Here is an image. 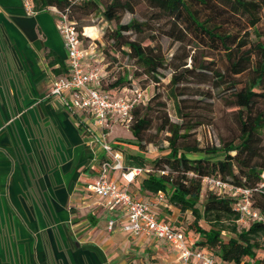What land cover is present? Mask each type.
Listing matches in <instances>:
<instances>
[{
	"label": "trees",
	"instance_id": "obj_1",
	"mask_svg": "<svg viewBox=\"0 0 264 264\" xmlns=\"http://www.w3.org/2000/svg\"><path fill=\"white\" fill-rule=\"evenodd\" d=\"M23 1L28 3L32 13L51 9L66 13L68 19L75 23L82 42L88 39V36L81 35L84 28L91 26L86 23L88 19L97 17L110 23L111 28L100 32V40L92 41L94 49L100 53L98 62L103 64L106 57L114 62V55L118 54L133 62L135 70L132 76L135 78L145 76L156 83L157 71L164 65V59L153 47L143 45L140 40H130L129 35L145 33L147 21L130 19L120 23L123 14H132L139 5L148 11V19L166 21L164 35L167 38L191 43L193 47L206 51L205 55H220L222 68L219 69L207 66L211 62L196 64L193 56H185L180 67L186 65L188 57L190 65L179 71L175 66L170 83L177 85L192 79L201 84L207 82L208 75H211L215 88L226 86L232 99L230 105L235 108L237 136L234 139L218 146L200 147L194 140H189V122L177 124L164 117L156 130L167 134L166 146L158 149L156 157H144L143 134L150 128L147 111L151 97L133 108L127 128L132 141L122 143L137 149L126 158L132 165L143 169L138 176L139 190L155 196L161 193L166 206H171L180 215L189 214L191 219L185 229L180 224L175 225L165 219L161 221L181 232L190 247L211 255L222 264H264L263 258L255 256L257 250L264 251V245L259 241L264 238V224L257 220L248 225L239 224L235 201L217 195L201 184L205 177L242 188H253L262 181L264 32H259L257 25L264 15V0ZM251 34L253 39L249 37ZM46 57L52 77H65L67 70L63 60L49 52ZM105 77V71H101L97 88L101 94L119 96L132 87L126 72L108 84H104ZM241 77L245 80L241 81ZM175 107L182 117L179 102ZM112 149L123 152V148L118 146ZM101 160L98 159V163ZM251 200V209L264 213V195L253 194ZM154 215L159 219L156 213ZM199 222L205 227H201ZM189 232L191 237H188ZM225 234L229 236L224 240Z\"/></svg>",
	"mask_w": 264,
	"mask_h": 264
},
{
	"label": "crops",
	"instance_id": "obj_2",
	"mask_svg": "<svg viewBox=\"0 0 264 264\" xmlns=\"http://www.w3.org/2000/svg\"><path fill=\"white\" fill-rule=\"evenodd\" d=\"M48 52L65 63L51 10L28 13L23 0H0V264H125L119 248L178 264L166 243L118 230L119 212L107 211L104 200L86 190L103 153L86 145L58 102L44 98L52 77ZM122 163L134 166L125 154ZM109 176L134 199L150 203L160 220L172 219L174 208L141 192L138 176L129 184L117 172ZM159 206L166 214L157 212ZM109 219L116 224L111 233Z\"/></svg>",
	"mask_w": 264,
	"mask_h": 264
},
{
	"label": "built area",
	"instance_id": "obj_3",
	"mask_svg": "<svg viewBox=\"0 0 264 264\" xmlns=\"http://www.w3.org/2000/svg\"><path fill=\"white\" fill-rule=\"evenodd\" d=\"M23 8L31 13L26 1H23ZM51 12L55 16V26L61 38L67 74L65 77H51L44 98L58 102L76 121L85 137L86 145L103 153L96 175L86 185V190L103 199L107 211L119 212L122 221L118 230L129 236L143 235L166 243L178 254V264H222L211 255L190 247L181 232L156 218L150 203L134 199L109 176L110 172H117L124 183L129 184L143 172L140 167L124 165L120 151H114L107 143L106 137L112 126L127 129L133 108L143 104L147 96L143 90L134 87L123 91L124 94L119 96L111 97L99 93L97 88L100 71L96 68L84 71V59L93 55L91 45L82 47L75 23L68 19L66 13L55 9H51ZM97 56H100V53H97ZM95 156L93 152L92 157ZM201 184L215 194L227 196L235 201L239 224L248 225L254 220L264 224V213L251 209L252 195H264V174L262 181L253 188L234 186L210 177L203 178ZM156 198L158 201L162 200L163 194L157 193ZM115 225V220H107L106 231L111 233Z\"/></svg>",
	"mask_w": 264,
	"mask_h": 264
},
{
	"label": "rangeland",
	"instance_id": "obj_4",
	"mask_svg": "<svg viewBox=\"0 0 264 264\" xmlns=\"http://www.w3.org/2000/svg\"><path fill=\"white\" fill-rule=\"evenodd\" d=\"M130 19L136 21H147L148 29L144 34L140 36L129 35L130 40H140L143 45H149L159 52V55L164 59V65L157 71V82H153L150 78L141 76L133 77L132 73L135 70L132 66V61H127L126 58L115 56V61H111L106 57L104 63H99V53L94 49L92 43L94 36H97V40H100V32L104 31L107 27L111 28L110 23H106L103 20H99L97 17L88 19L86 23L91 24L89 27L94 29L86 28L83 29L82 33L87 36L86 41L82 42V47L86 48L88 45L93 50V55L87 57L84 64V70L86 71L96 68L100 72L105 71L106 77L104 84H108L114 78L121 76L123 72L129 76L131 80V86L140 90H143L147 98H151L149 101L147 117L150 120V128L143 134L142 153L146 158H154L158 155V149L166 146V136L164 132H157L156 128L162 123L163 118H167L169 122L180 124L181 122H189L191 129L188 131L189 140H194L198 146H218L224 142L234 139L237 136V125L235 123V108L230 105L231 96L230 91L226 86L215 88V84L211 82V75L208 81L205 83H196L192 79H187L182 83L173 85L170 83V78L174 72V67H178V71L181 68L190 65L189 57L186 58V65L180 67L184 62L185 56H193L195 63H209L210 68H222L219 54L205 55L204 50L193 47L191 43L187 42H174L164 35L166 30V21L150 20L148 19V11L143 5H139L135 8L132 14L125 13L121 16L120 23H126ZM258 31L264 32V15L261 21L257 25ZM96 32L98 34L95 33ZM153 38L152 40L150 38ZM250 39H253L251 34ZM96 40V39H95ZM92 56V57H91ZM92 60V62L88 61ZM241 81L245 80V77L240 78ZM121 95L124 92L120 93ZM183 94V95H182ZM184 100V102H180ZM179 102L180 115L176 111V103ZM183 117V115H185ZM185 124V123H184ZM187 125V123H186ZM148 140L150 142L148 143ZM106 141L110 147L118 146L123 148L121 155L134 153L136 148L132 145L122 143L123 141H132L129 131L121 128L120 126L111 129L106 137ZM262 141L264 144V130L262 132ZM119 142V143H118ZM118 143V145H116ZM135 188V187H133ZM135 190V189H134ZM130 189L131 194L134 192ZM203 194V193H202ZM158 213L166 214V209L159 206L157 209ZM173 213L172 219L170 220L175 225L180 224L184 229L187 223L190 221L188 213L179 214L175 209L170 211ZM81 218H84L81 217ZM201 227H205V224L199 222ZM229 236L225 234L222 238L225 240ZM188 237H191V233H188ZM264 245V238L259 240ZM162 250V248L159 247ZM119 258L125 264H165L160 261V258L154 257L150 259V255L146 253L134 252L133 257L124 253L126 249H118ZM163 253L168 257L167 250H162ZM257 259H264V251L257 250L255 252ZM217 261V260H216ZM244 262L247 259L243 260Z\"/></svg>",
	"mask_w": 264,
	"mask_h": 264
}]
</instances>
